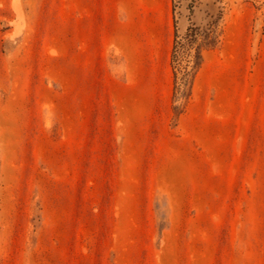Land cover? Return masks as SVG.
Listing matches in <instances>:
<instances>
[{"label":"rangeland","instance_id":"obj_1","mask_svg":"<svg viewBox=\"0 0 264 264\" xmlns=\"http://www.w3.org/2000/svg\"><path fill=\"white\" fill-rule=\"evenodd\" d=\"M0 264H264V0H0Z\"/></svg>","mask_w":264,"mask_h":264},{"label":"trees","instance_id":"obj_2","mask_svg":"<svg viewBox=\"0 0 264 264\" xmlns=\"http://www.w3.org/2000/svg\"><path fill=\"white\" fill-rule=\"evenodd\" d=\"M185 3L187 5V8H189L190 11L192 12L196 0H172L173 12L175 14V17L177 14L182 13V8L185 5ZM197 33H198L197 28L192 26L189 27L188 32L185 36L181 38L177 36L175 40V46L173 50V67H174L175 82L178 85V88H181L182 85L186 84L189 78L191 72L189 68V64L184 63L186 57L190 55L188 49L186 48V45L187 43H191L192 41L195 40ZM195 58H196V68H198L201 64V52L199 50H197Z\"/></svg>","mask_w":264,"mask_h":264}]
</instances>
